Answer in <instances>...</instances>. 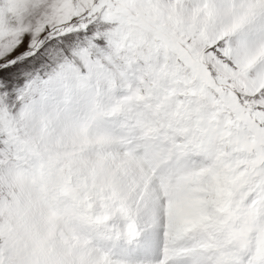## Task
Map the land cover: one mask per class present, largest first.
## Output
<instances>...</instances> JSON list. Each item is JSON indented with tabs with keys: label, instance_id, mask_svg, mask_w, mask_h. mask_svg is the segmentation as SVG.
Wrapping results in <instances>:
<instances>
[{
	"label": "snow or ice",
	"instance_id": "1",
	"mask_svg": "<svg viewBox=\"0 0 264 264\" xmlns=\"http://www.w3.org/2000/svg\"><path fill=\"white\" fill-rule=\"evenodd\" d=\"M0 264H264V0H0Z\"/></svg>",
	"mask_w": 264,
	"mask_h": 264
},
{
	"label": "bare ground",
	"instance_id": "2",
	"mask_svg": "<svg viewBox=\"0 0 264 264\" xmlns=\"http://www.w3.org/2000/svg\"><path fill=\"white\" fill-rule=\"evenodd\" d=\"M154 239H156V237H154Z\"/></svg>",
	"mask_w": 264,
	"mask_h": 264
}]
</instances>
